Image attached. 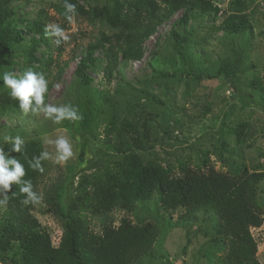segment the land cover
<instances>
[{"label":"rangeland","instance_id":"rangeland-1","mask_svg":"<svg viewBox=\"0 0 264 264\" xmlns=\"http://www.w3.org/2000/svg\"><path fill=\"white\" fill-rule=\"evenodd\" d=\"M64 1L9 0L16 9L13 19L15 28L22 33V42L13 49L11 63L3 67L0 77L9 72L20 78L31 69L42 74L47 83L43 104L37 105L31 98L26 111L20 106H10L0 116L3 155L17 136L24 143H38L43 153L48 154L43 157V171H40L35 188L39 202H28L32 205L30 212L49 233L54 247L64 231L69 209L74 208L95 233H100L107 225L117 227L123 218L137 225H153L157 240L149 254L136 264H224L227 240L216 231L215 216L197 214L188 218L182 209L167 213L153 201L136 203L128 210L92 211L96 207L92 199L97 188L93 178L98 177L102 185L107 167L123 160L104 148L101 143L103 125L98 129L94 125L111 115L118 122L131 121L144 142V149L137 151L138 155L154 161L170 176H178L186 168L204 174L215 171L232 178L264 174V111L253 104L254 100L264 102V0L257 6L249 0H212L219 10L216 16L193 17L186 27L175 28L179 35L186 37L184 46L192 57L193 68L208 75L209 79L187 76L184 62L173 49L169 31L182 17V11L160 25L144 42L141 60L124 62L119 57L107 80L101 71L105 61L99 70L89 71L90 88L105 91L110 103L101 104L87 129L81 128L80 120L65 118L57 122L55 113L48 115L45 108H66L79 116L82 86L74 71L89 44L114 32L102 18L92 17L111 1L75 0L90 16L76 14L71 22L62 18L60 5ZM235 12L247 16L251 32L236 36L223 33L219 26ZM39 17L44 19L46 26L65 24L69 39H61L59 52L38 46L35 59L30 60L25 55L33 46L32 41L39 39L30 24ZM101 47L96 52L98 57H102L101 51L108 48V44ZM45 61L49 65L46 66ZM56 62L67 63L62 72H58ZM226 62L237 65L233 80L217 75ZM160 73L180 78L164 79ZM7 96L12 97L11 89L0 79V106ZM235 130H239L238 135ZM59 138L66 139L72 150V156L63 161L55 145ZM84 140L88 151L86 164L80 167L77 145ZM253 192V208L263 222L259 228H251L250 233L257 245L256 258L259 264H264V180L253 185ZM88 202L93 206L87 210ZM1 211L0 206V214Z\"/></svg>","mask_w":264,"mask_h":264},{"label":"trees","instance_id":"trees-1","mask_svg":"<svg viewBox=\"0 0 264 264\" xmlns=\"http://www.w3.org/2000/svg\"><path fill=\"white\" fill-rule=\"evenodd\" d=\"M109 1L111 4L96 10L92 17L102 18V22L114 32L108 37L103 35L96 43L89 44L74 71L75 78L82 86L78 105L82 129L88 128L89 120L98 114L97 110L101 104L110 103L105 91L98 92L90 88V72L99 70L101 63L105 61L101 71L107 80L111 77L119 57L120 61L124 62L141 60L144 42L160 25L179 11H182L183 15L172 24L169 31L173 49L184 62L187 76L209 79L208 75L193 68L192 57L184 46L187 43L186 37L179 35L175 28L186 27L187 21L193 17L216 16L219 10L213 6L212 0ZM260 1L249 0L254 6ZM66 2L76 6V14L90 16L84 8L76 5L75 0ZM64 4L65 1L61 3L60 11L63 20L68 21L67 16H70L71 12L66 14ZM15 13V6H11L9 0H0V72L5 65L11 63L13 49L22 42V33L15 28ZM60 26L65 29L66 25ZM45 27L42 17L30 24L31 30L39 34V39L32 41L33 46L25 55L27 59H35V52L40 45L59 52L61 38L56 36L53 30H47L46 36ZM219 28L225 35L236 36L251 32L252 26L246 15L235 12L231 13ZM58 40L60 42L56 43ZM104 44H108V48L101 51L102 57H98L96 52L102 49ZM45 64L47 66L49 62L45 61ZM55 64L58 72H62L67 63ZM236 69V63L226 62L218 69L217 75L233 80ZM159 75L170 80L180 78L175 74ZM95 93L98 97H95ZM254 101L253 104L264 111V102ZM19 105L18 99L7 96L1 101L0 116L5 108ZM101 125L104 133L102 145L123 160L114 161L111 168L107 167L106 180L102 185H99L101 182L98 177L93 178L96 180L94 187L97 188L92 199L96 207L92 211L128 210L136 203L153 201L167 213L182 209L188 218H194L197 214L215 216L216 231L227 240L224 264H259L256 258L257 245L250 229L259 228L263 222L261 215L253 208V185L264 180V174L232 178L215 171L204 174L186 168L180 175L170 176L166 172L163 173L154 161L145 160L146 157L138 155L137 151L144 149V142L131 121L118 122L115 116L111 115L94 126L98 129ZM235 134L238 135L239 130H235ZM13 147L14 143L8 146L4 159H16L25 169V175L20 178L19 184L13 182L7 190L0 188L2 264H136L149 254L157 240V231L153 225H137L123 218L117 227L107 225L100 233H95L83 215L77 214L74 208H70L67 213L58 245L52 246L49 233L30 212L32 205L22 203L24 199H28L27 194L20 192V188L30 182L31 191L35 194L39 168L43 166V150L36 142L24 143L20 152L13 151ZM77 149L78 165L83 167L86 164L87 142H79ZM37 161L39 168L30 167L35 166ZM9 170H13L12 165H9ZM83 191L86 192L85 189ZM86 205L87 210L93 206L92 202Z\"/></svg>","mask_w":264,"mask_h":264},{"label":"clouds","instance_id":"clouds-1","mask_svg":"<svg viewBox=\"0 0 264 264\" xmlns=\"http://www.w3.org/2000/svg\"><path fill=\"white\" fill-rule=\"evenodd\" d=\"M66 11L71 12L72 16H67L69 22L73 20V16L76 15V6L74 4H69L65 0L64 4ZM52 28L56 36L60 37L62 40L67 41L69 37L66 35L65 29L62 28L59 24L53 23L45 27V35H48V28ZM60 41H56L59 43ZM0 79H3L4 85L11 89V96L20 101V108L25 111L29 108L31 104V99L34 98L37 105L44 103L43 94L47 91V83L42 74L36 73L31 69L25 71L22 77L17 78L16 75L9 72H5ZM45 111L48 115L55 113V118L57 122H60L67 118L69 121H79L82 119L81 116H78L76 111L68 110L66 108H58L54 106H49L45 108ZM5 140L9 139L4 137ZM24 144L23 139L20 136H17L14 141L13 151L20 152ZM56 148L60 152L59 159L61 161L66 160L68 157L72 156V150L68 141L64 138H59L55 141ZM43 157H47V153L42 154ZM9 165L13 166V170H9ZM30 167L39 168V161L35 166L30 165ZM42 172L43 169L39 168ZM25 175V169L16 159H10L5 161L3 155V149L0 148V188L5 190L9 189L11 183L15 182L20 183V178ZM27 186L21 187L20 192L26 193L28 199L22 201L23 204H28L29 199L33 203H38V197L31 191V183L26 182ZM7 200V197L5 198Z\"/></svg>","mask_w":264,"mask_h":264}]
</instances>
